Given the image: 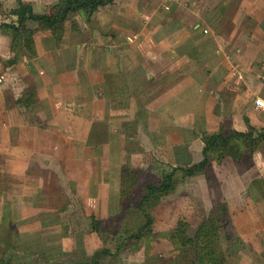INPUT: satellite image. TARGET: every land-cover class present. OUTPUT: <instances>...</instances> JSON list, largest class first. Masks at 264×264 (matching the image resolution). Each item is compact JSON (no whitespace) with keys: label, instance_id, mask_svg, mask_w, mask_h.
Returning a JSON list of instances; mask_svg holds the SVG:
<instances>
[{"label":"crops","instance_id":"obj_1","mask_svg":"<svg viewBox=\"0 0 264 264\" xmlns=\"http://www.w3.org/2000/svg\"><path fill=\"white\" fill-rule=\"evenodd\" d=\"M154 1L144 0L143 11L134 4L132 28L109 21L132 0L99 6L89 21L70 13L57 40L48 30L33 33V53L11 49L0 31V225L15 231L19 249L28 240L41 256L81 249L89 257L107 248L99 228L121 206L123 164L141 175L155 164L185 168L201 160L203 135L264 128V109L253 107L264 99V0H180L193 6L180 7L193 20L171 27L153 23ZM17 2L41 11L57 0H0V24L15 22ZM247 158L252 172L212 157L209 169L228 210L232 254L263 264L264 139ZM175 186L169 199L184 211L197 190ZM114 247L107 249L117 259Z\"/></svg>","mask_w":264,"mask_h":264},{"label":"rangeland","instance_id":"obj_2","mask_svg":"<svg viewBox=\"0 0 264 264\" xmlns=\"http://www.w3.org/2000/svg\"><path fill=\"white\" fill-rule=\"evenodd\" d=\"M59 1L60 0H57V2ZM143 2L144 0H132L133 5L131 7H125L121 17L118 16L116 19L109 17V21L111 22V20H115L117 25L132 28V26H134V22L131 21V17L134 15V13L131 12H134V4L135 11H143V9L145 10L149 6H141L143 5ZM176 2L177 3H175L174 0H171V2L170 0H155L154 3L149 2V4H151L150 8L154 9V13L152 15V18L154 19L153 23L159 24V22L166 21L171 27L174 26V21L180 18L188 22L193 20L192 14H190V17L189 14L185 13L180 8L182 5H185L187 9H191L193 6L187 2H181L180 0H176ZM227 9H231L230 6ZM124 14H129V18H124ZM138 17L139 16L136 15V21L138 20ZM77 18L79 19V17ZM150 21H152V19H149V22ZM92 24H94V27H96L95 23ZM247 157V155L242 157V159L238 162L239 164L237 169L241 170L242 168L247 167L248 172H252L254 167H252L253 164L251 166L247 165ZM163 167L164 166L161 164H155L150 170L152 175H149V171L146 175H141L140 171H138L136 175V182L134 185H132V187H130L129 193H127L125 198L122 200L123 204L119 206L117 212L113 214V218L107 219L103 223L101 222V226L99 228L100 231H98L101 236L102 234L108 235L106 238L104 236L102 237V240L104 239L106 242V247L108 249L110 248L115 250L114 246L117 244L120 246L116 264H128L127 262L131 261L136 264H190L194 259L193 250L189 247H185L180 250L179 244L183 238L191 237L201 220L208 215L210 207L214 204L213 198L219 200L218 193L214 191L217 182L216 179H213L208 183L206 182L207 180H204L205 183L202 181L200 186L197 185L195 180L188 181V185L185 186L184 182L187 181H183L182 174L180 172H176L175 178L177 176V181H175L176 186L174 192L183 186L189 190L194 188L197 190V192L194 194L191 193L192 199L190 204L186 203L189 206L185 209L186 212H184L185 210L183 211L181 208H173L176 204L174 203L173 199H169L172 194L171 192L173 191L172 189L168 193L170 195L167 194L160 197L157 203H155L150 209V215L152 217L151 234L153 236L151 240L146 242L143 238H141L138 240V242H134L128 237L129 234H131V231L142 223V216L136 211L135 208L137 200L142 195L146 183L159 180L161 174L163 172L169 171L171 166L168 168ZM223 173L225 172L220 173V175ZM208 174L213 178L212 170L209 169ZM201 175L205 179L204 175ZM255 180L256 179L251 180V186L254 184ZM203 184L208 185L210 189L209 194L208 192L204 191ZM200 189L202 190L201 193ZM161 199L162 201L167 200L172 204V206L161 204ZM219 202H221V200H219ZM215 203H218V201ZM72 208L73 210L70 216L76 221V219L80 217L77 204L73 202ZM166 221L169 222L167 223ZM79 225L78 230L83 228ZM9 228L12 229L11 226L9 227L6 222L0 225V259L4 261L8 260L11 264H76L87 258L84 257L81 249L71 254L72 256L60 254L59 251L55 249L51 251L48 250L47 255L41 256L35 253L34 246L31 243L32 241H23L24 243L21 247L22 249H19V244L21 242L19 239H17V237L9 243L10 245L14 243L13 245L17 247L14 249L15 247L12 248L11 246H8V242L5 243V240H10L11 232L8 233L10 231L8 230ZM233 240L234 238L232 231H230L229 239H224L221 237V247L225 258L224 264H245V260L243 259L240 251L238 256L232 254L233 247H231L230 244L233 242ZM163 242L164 244H162ZM30 244H32V246H30ZM136 251L143 252L144 256L137 255L135 253ZM250 258L253 260L252 257ZM245 259L248 261L249 257L245 256ZM99 262V264H106L107 257H102Z\"/></svg>","mask_w":264,"mask_h":264},{"label":"trees","instance_id":"obj_3","mask_svg":"<svg viewBox=\"0 0 264 264\" xmlns=\"http://www.w3.org/2000/svg\"><path fill=\"white\" fill-rule=\"evenodd\" d=\"M112 0H60L41 11L33 10L29 3L17 2L16 7L11 11L15 16L14 23H1L0 31L10 37V47L19 50L23 47L28 53H33L32 35L36 30H48L50 35L57 40L63 32V22L70 13L79 14L85 21L97 9V7L110 3ZM27 21L36 23L35 29L26 26ZM32 95V94H31ZM34 95V94H33ZM264 139V128L254 129L247 126L245 132L232 131L223 134L219 130L214 135H203L202 158L195 164L182 167H171L169 171L163 172L159 180L148 182L144 186V191L136 203V211L142 216V223L129 234V238L134 242L143 238L146 242L153 237L151 234L152 217L151 207L157 203L160 197L167 195L174 187L175 173L180 172L182 176H194L203 174L206 182H211L215 177L208 174L210 158L221 161L229 159L233 163H238L245 155L250 156L258 143ZM138 170L132 169L128 164L121 167V177L119 186V200L125 198L130 187L136 182ZM99 221L93 217L89 218L91 230L99 228ZM10 240H5L8 246L16 249L13 244H9L16 233L12 229ZM231 231L230 219L224 201L213 204L208 215L201 220L191 237L183 238L179 244V249L189 247L193 250L194 259L190 264H224L225 258L221 247V237L229 239ZM6 237V236H5ZM102 257H107L106 264H116L115 252L111 253L107 248L92 252L85 260L76 264H99ZM0 264H11L8 260L0 259Z\"/></svg>","mask_w":264,"mask_h":264},{"label":"built area","instance_id":"obj_4","mask_svg":"<svg viewBox=\"0 0 264 264\" xmlns=\"http://www.w3.org/2000/svg\"><path fill=\"white\" fill-rule=\"evenodd\" d=\"M202 32L206 33V29H202ZM261 79H263V77H261ZM253 107L255 109H264V99L262 98L255 99L253 102Z\"/></svg>","mask_w":264,"mask_h":264}]
</instances>
